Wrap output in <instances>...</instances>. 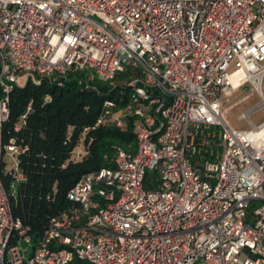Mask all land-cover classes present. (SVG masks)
Listing matches in <instances>:
<instances>
[{
    "label": "built area",
    "instance_id": "2783aa9c",
    "mask_svg": "<svg viewBox=\"0 0 264 264\" xmlns=\"http://www.w3.org/2000/svg\"><path fill=\"white\" fill-rule=\"evenodd\" d=\"M86 71L132 73L128 103L106 101L97 125L134 117L137 147L84 175L35 238L12 213L27 178L6 155L28 149L4 140L10 95ZM263 79L264 0H0V264H264ZM249 84L263 101L236 130L223 94Z\"/></svg>",
    "mask_w": 264,
    "mask_h": 264
},
{
    "label": "trees",
    "instance_id": "16d2710c",
    "mask_svg": "<svg viewBox=\"0 0 264 264\" xmlns=\"http://www.w3.org/2000/svg\"><path fill=\"white\" fill-rule=\"evenodd\" d=\"M131 76L125 72L105 83L80 72L71 74L63 87L44 79L41 85L29 82L11 93L4 140L9 144L15 139L17 146L28 149L18 155L19 169L27 179L11 197V207L35 238L72 205L67 193L84 175L113 167L119 148L136 150L134 117L127 132L97 125L106 101L121 108L128 103ZM46 97L52 101L46 102ZM4 182L10 189L12 178L5 175Z\"/></svg>",
    "mask_w": 264,
    "mask_h": 264
},
{
    "label": "rangeland",
    "instance_id": "374dc122",
    "mask_svg": "<svg viewBox=\"0 0 264 264\" xmlns=\"http://www.w3.org/2000/svg\"><path fill=\"white\" fill-rule=\"evenodd\" d=\"M238 68L237 63H233L229 72H233ZM92 74L90 71H86ZM262 92L264 95V79L262 84ZM262 97L252 91V85L249 84L239 90H228L223 94V102L227 107V122L229 126L236 130H252V125L247 120H240V117L257 107L262 103ZM250 120L254 126H259L264 122V107L250 115ZM18 166V157L8 153L6 155L5 168L8 172L16 169ZM161 176V170L148 171V180H157ZM253 223V222H252Z\"/></svg>",
    "mask_w": 264,
    "mask_h": 264
},
{
    "label": "bare ground",
    "instance_id": "6f19581e",
    "mask_svg": "<svg viewBox=\"0 0 264 264\" xmlns=\"http://www.w3.org/2000/svg\"><path fill=\"white\" fill-rule=\"evenodd\" d=\"M241 74H243L242 71L232 77V80L234 83L236 82L237 78H239L241 76Z\"/></svg>",
    "mask_w": 264,
    "mask_h": 264
}]
</instances>
